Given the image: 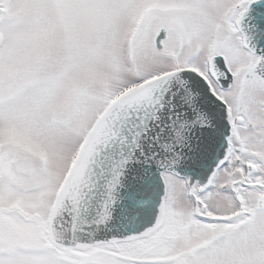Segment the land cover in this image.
I'll return each mask as SVG.
<instances>
[{
	"label": "snow or ice",
	"instance_id": "snow-or-ice-1",
	"mask_svg": "<svg viewBox=\"0 0 264 264\" xmlns=\"http://www.w3.org/2000/svg\"><path fill=\"white\" fill-rule=\"evenodd\" d=\"M0 264H264V0H0Z\"/></svg>",
	"mask_w": 264,
	"mask_h": 264
}]
</instances>
